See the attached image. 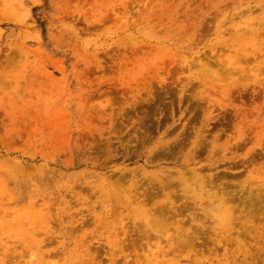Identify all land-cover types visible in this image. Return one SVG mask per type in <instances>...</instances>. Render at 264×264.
Segmentation results:
<instances>
[{
	"label": "rangeland",
	"instance_id": "obj_1",
	"mask_svg": "<svg viewBox=\"0 0 264 264\" xmlns=\"http://www.w3.org/2000/svg\"><path fill=\"white\" fill-rule=\"evenodd\" d=\"M0 264H264V0H0Z\"/></svg>",
	"mask_w": 264,
	"mask_h": 264
}]
</instances>
